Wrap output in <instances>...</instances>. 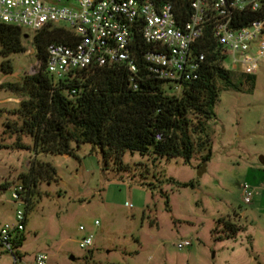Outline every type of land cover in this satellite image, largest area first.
Returning a JSON list of instances; mask_svg holds the SVG:
<instances>
[{"label":"rangeland","instance_id":"rangeland-1","mask_svg":"<svg viewBox=\"0 0 264 264\" xmlns=\"http://www.w3.org/2000/svg\"><path fill=\"white\" fill-rule=\"evenodd\" d=\"M24 33L29 36L24 40L26 52L11 57L13 74H0V99L15 96L1 85L20 82L40 68L36 54L28 53L35 51L33 35ZM225 67L244 71L231 60ZM253 74L254 91H249L248 84L241 91L219 84L214 117L205 124L212 150L205 162L199 155L189 164L181 158L153 162L128 152L123 161L131 169L118 174L104 169L100 152H93L89 144L78 149L73 143L75 156H36L12 149L16 137L6 135L1 141L5 121L21 124L10 111L7 117L4 113L0 119V226L15 224L18 211L26 212L14 193L32 159L52 163L59 181L41 182L37 188L40 196L27 212L24 241L18 249L22 259L16 261L0 250V264H33L39 253L49 256V264H264V166L260 162L264 157V66ZM62 78L54 76L55 82ZM166 89L169 94L181 93V87L166 84ZM22 141L33 144L26 136ZM171 180L195 187H180ZM245 184L254 192L251 204L243 200ZM220 219L242 230L234 238L216 241L212 231L217 226L220 233ZM90 235L93 248L82 249V240ZM184 241L192 245L179 250L177 245Z\"/></svg>","mask_w":264,"mask_h":264},{"label":"trees","instance_id":"trees-1","mask_svg":"<svg viewBox=\"0 0 264 264\" xmlns=\"http://www.w3.org/2000/svg\"><path fill=\"white\" fill-rule=\"evenodd\" d=\"M260 15L251 14L241 25L246 26ZM206 39L207 58L198 79L184 83L180 95L169 94L166 83L152 77L139 58L137 88L130 82L131 74L121 65L89 68L70 74L58 82L46 71L47 49L53 43H66L70 32L48 26L35 35L33 45L40 68L26 75L20 82L1 85L16 97L24 99L19 108L10 111L17 122H4L1 141L6 135L16 137L12 149L31 151L38 155L75 156L73 143L92 146L100 152L104 169L118 174L131 167L123 161L126 153H138L156 162L159 159L181 158L191 163L195 155L202 162L212 156L211 139L206 122L213 119L219 101V84L226 90L241 91L245 84L254 91L256 75L228 70L216 51L212 40ZM26 34L21 28L0 25V69L5 75L14 72L11 57L26 52ZM138 46L148 48L138 40ZM0 110V119L4 116ZM23 136L32 139V146L23 143ZM143 166V164H141ZM146 173L149 168L145 166ZM24 187L21 194L27 212L35 206L37 188L41 182L59 181L57 168L50 162L34 158L27 173L19 176ZM172 183L192 187L193 183ZM153 188V184L142 183ZM3 188H8L3 185ZM35 198V199H34ZM27 223V221H26ZM221 231H212L216 241L236 237L242 228L236 223L220 219ZM24 237L16 242L15 260H21L18 249Z\"/></svg>","mask_w":264,"mask_h":264},{"label":"built area","instance_id":"built-area-1","mask_svg":"<svg viewBox=\"0 0 264 264\" xmlns=\"http://www.w3.org/2000/svg\"><path fill=\"white\" fill-rule=\"evenodd\" d=\"M261 13L264 0H0V25L27 30L32 40L48 26L70 32L69 42L48 46L50 76L64 78L89 68L121 65L131 74L135 88L140 57L152 77L176 88L198 79L207 58L203 47L209 34L224 67L231 60L253 74L264 66V16L241 25L249 15ZM138 40L148 48L138 46ZM23 192L20 184L14 199L23 201ZM253 197L245 184L244 202L251 204ZM26 221V212L18 211L15 224L0 226L1 251L14 256ZM191 245L184 241L177 247ZM80 246L92 249L93 236L85 237ZM33 264H49V256L39 253Z\"/></svg>","mask_w":264,"mask_h":264},{"label":"crops","instance_id":"crops-1","mask_svg":"<svg viewBox=\"0 0 264 264\" xmlns=\"http://www.w3.org/2000/svg\"><path fill=\"white\" fill-rule=\"evenodd\" d=\"M24 99L19 97H7L5 99H0V110L5 111V116L7 117L9 111H14L19 108L21 102ZM3 252V251H2ZM6 253V252H5ZM93 253H91L92 255Z\"/></svg>","mask_w":264,"mask_h":264},{"label":"water","instance_id":"water-1","mask_svg":"<svg viewBox=\"0 0 264 264\" xmlns=\"http://www.w3.org/2000/svg\"><path fill=\"white\" fill-rule=\"evenodd\" d=\"M260 162H261V164L264 166V157H261L260 158ZM205 166V165H204Z\"/></svg>","mask_w":264,"mask_h":264}]
</instances>
